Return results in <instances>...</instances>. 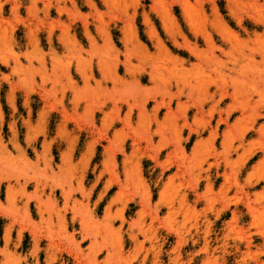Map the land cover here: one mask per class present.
I'll return each mask as SVG.
<instances>
[{"label": "rangeland", "instance_id": "374dc122", "mask_svg": "<svg viewBox=\"0 0 264 264\" xmlns=\"http://www.w3.org/2000/svg\"><path fill=\"white\" fill-rule=\"evenodd\" d=\"M0 264H264V0H0Z\"/></svg>", "mask_w": 264, "mask_h": 264}, {"label": "bare ground", "instance_id": "6f19581e", "mask_svg": "<svg viewBox=\"0 0 264 264\" xmlns=\"http://www.w3.org/2000/svg\"><path fill=\"white\" fill-rule=\"evenodd\" d=\"M260 20H261V19H260ZM259 22H260V21H259ZM261 22H262V21H261ZM210 41H211V40H209V37H208V39H207V43L210 44ZM212 45H213V44H212ZM161 47H162V45H161ZM211 47H212V46H211ZM213 48H214V46H213ZM217 48H218V47H217ZM219 48H220V47H219ZM220 50H221V49H220ZM222 51H223V50H222ZM193 52H194V51H192V53H193ZM212 53H213V52H212ZM223 53H224V52H223ZM212 55H213V54H212ZM215 56H216V55H215ZM215 56H214V57H215ZM215 59H216V58H215ZM222 85H223V84H222ZM222 85H221V86H222ZM218 88H219V87H218ZM208 96H211V95H208ZM224 96H225V95H224ZM214 98H215V97H214ZM220 98H221V96H220ZM209 99H210V97H209ZM24 207H25V206H24Z\"/></svg>", "mask_w": 264, "mask_h": 264}]
</instances>
